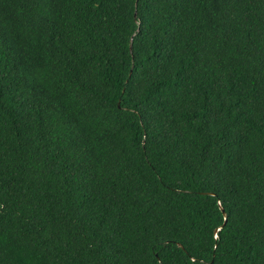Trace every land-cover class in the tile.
I'll use <instances>...</instances> for the list:
<instances>
[{"label":"trees","instance_id":"1","mask_svg":"<svg viewBox=\"0 0 264 264\" xmlns=\"http://www.w3.org/2000/svg\"><path fill=\"white\" fill-rule=\"evenodd\" d=\"M0 264H264V0H0Z\"/></svg>","mask_w":264,"mask_h":264},{"label":"water","instance_id":"2","mask_svg":"<svg viewBox=\"0 0 264 264\" xmlns=\"http://www.w3.org/2000/svg\"><path fill=\"white\" fill-rule=\"evenodd\" d=\"M223 213L225 214L224 210H223Z\"/></svg>","mask_w":264,"mask_h":264}]
</instances>
